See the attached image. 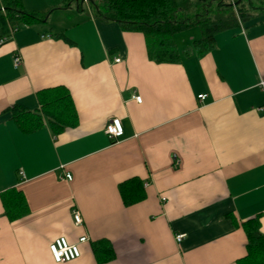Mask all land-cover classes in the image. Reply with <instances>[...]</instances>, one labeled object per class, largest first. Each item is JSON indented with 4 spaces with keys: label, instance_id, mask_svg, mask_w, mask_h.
Masks as SVG:
<instances>
[{
    "label": "crops",
    "instance_id": "crops-1",
    "mask_svg": "<svg viewBox=\"0 0 264 264\" xmlns=\"http://www.w3.org/2000/svg\"><path fill=\"white\" fill-rule=\"evenodd\" d=\"M24 3L58 9L0 46V264H98L100 240L115 251L107 264H238L243 223L259 217L264 234V15L218 34L203 57L191 27L197 34L175 37L181 63L158 64L143 34L95 19L83 0ZM58 86L73 97L77 126L55 135L45 120L21 132L9 109L37 111L38 93ZM116 118L118 141L105 135ZM131 178L147 197L125 207L119 185ZM12 188L30 208L14 222L1 200ZM59 237H86L82 256L56 263L49 246Z\"/></svg>",
    "mask_w": 264,
    "mask_h": 264
},
{
    "label": "trees",
    "instance_id": "trees-1",
    "mask_svg": "<svg viewBox=\"0 0 264 264\" xmlns=\"http://www.w3.org/2000/svg\"><path fill=\"white\" fill-rule=\"evenodd\" d=\"M25 0H0V41L11 37V29H21L47 24L55 9L31 11ZM88 0L95 19L117 23L123 31L141 33L145 37L149 57L158 64H178L182 56L175 37L191 28L199 27L201 37L193 41L199 57L205 56L216 46L218 34L240 26L254 15H264V0ZM247 1V3H246ZM64 7H67L64 6ZM62 38L64 34H55ZM8 42V41H7ZM6 42V43H7ZM0 46H2L0 44ZM40 109L29 111L22 106L9 109L12 121L25 134L34 133L45 125V120L55 135L74 128L78 113L70 91L64 86L38 93ZM125 207L143 202L147 195L143 181L131 178L119 185ZM5 216L10 222L24 218L30 208L22 191L15 188L1 194ZM247 237V256L238 264H264V234L259 217L243 223ZM98 264L115 259V251L107 240L92 244Z\"/></svg>",
    "mask_w": 264,
    "mask_h": 264
},
{
    "label": "built area",
    "instance_id": "built-area-1",
    "mask_svg": "<svg viewBox=\"0 0 264 264\" xmlns=\"http://www.w3.org/2000/svg\"><path fill=\"white\" fill-rule=\"evenodd\" d=\"M233 5H235L234 0H230ZM83 3L87 5L89 8L88 0H83ZM18 31V29H11V37L10 40L13 38L14 34ZM9 39H3L0 41V44H5ZM121 60L116 59L115 62L119 63ZM22 64L21 57L17 56L14 60V66L17 68ZM138 103H141L142 98L140 96L133 97ZM199 99L204 101L206 99V95L199 96ZM263 109L260 108L259 112H262ZM105 135L112 140L118 141L124 136V128L120 119H112L110 123L107 125L105 129ZM20 176L24 178V173L20 172ZM65 179L71 181L72 176L67 174ZM166 198H162V202H166ZM74 221L76 225H81L83 223L82 216L79 212H75L74 214ZM185 234H178L175 236V240L177 244H180L183 239L185 238ZM88 239L83 237L79 240L78 243L73 244L70 243L69 240L65 237H59L52 241L49 246V250L51 255L56 263H67L74 260L79 259L82 256V251L80 245L86 243Z\"/></svg>",
    "mask_w": 264,
    "mask_h": 264
},
{
    "label": "rangeland",
    "instance_id": "rangeland-1",
    "mask_svg": "<svg viewBox=\"0 0 264 264\" xmlns=\"http://www.w3.org/2000/svg\"><path fill=\"white\" fill-rule=\"evenodd\" d=\"M254 3H256V0H254L253 1ZM246 3H247V1H246ZM87 9V8H86ZM261 17H263V16H261ZM194 28V27H193ZM193 28H190L188 31H183V32H181V33H179V34H182V35H180V36H184V37H186V38H188L191 34H197L196 32H198L197 30V28H195V29H193ZM193 30H195V31H193ZM180 38V37H179ZM180 41V40H179Z\"/></svg>",
    "mask_w": 264,
    "mask_h": 264
}]
</instances>
